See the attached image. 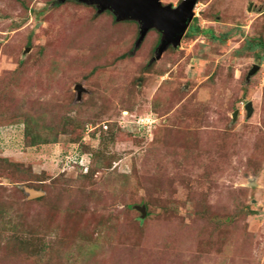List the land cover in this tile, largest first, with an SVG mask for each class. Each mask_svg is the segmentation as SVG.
I'll return each mask as SVG.
<instances>
[{"label": "rangeland", "instance_id": "374dc122", "mask_svg": "<svg viewBox=\"0 0 264 264\" xmlns=\"http://www.w3.org/2000/svg\"><path fill=\"white\" fill-rule=\"evenodd\" d=\"M193 14L0 0V264H264V0Z\"/></svg>", "mask_w": 264, "mask_h": 264}, {"label": "water", "instance_id": "95a60500", "mask_svg": "<svg viewBox=\"0 0 264 264\" xmlns=\"http://www.w3.org/2000/svg\"><path fill=\"white\" fill-rule=\"evenodd\" d=\"M85 4L96 5L101 11L109 10L117 20L139 22V41L149 29L161 33L157 56L169 45L177 46L193 18L196 0H181L176 7L162 5L160 0H79ZM252 3L249 4L248 11ZM256 68V67H255ZM247 115L252 111L251 102L244 106ZM236 115V112L234 113ZM29 198L40 197L43 193L24 187ZM144 208V207H143ZM143 211V209H142Z\"/></svg>", "mask_w": 264, "mask_h": 264}, {"label": "trees", "instance_id": "16d2710c", "mask_svg": "<svg viewBox=\"0 0 264 264\" xmlns=\"http://www.w3.org/2000/svg\"><path fill=\"white\" fill-rule=\"evenodd\" d=\"M113 18H114V15H113ZM210 36H211V38H214V39H215L214 35H211V34H210ZM263 45H264V44L259 43V46L263 47Z\"/></svg>", "mask_w": 264, "mask_h": 264}]
</instances>
